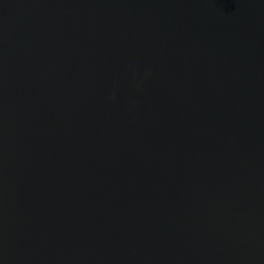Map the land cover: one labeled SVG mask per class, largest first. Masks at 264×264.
<instances>
[{"label": "water", "instance_id": "water-1", "mask_svg": "<svg viewBox=\"0 0 264 264\" xmlns=\"http://www.w3.org/2000/svg\"><path fill=\"white\" fill-rule=\"evenodd\" d=\"M0 264H264V0H0Z\"/></svg>", "mask_w": 264, "mask_h": 264}]
</instances>
